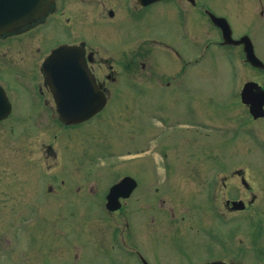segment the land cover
I'll return each instance as SVG.
<instances>
[{
    "label": "flooded vegetation",
    "instance_id": "1",
    "mask_svg": "<svg viewBox=\"0 0 264 264\" xmlns=\"http://www.w3.org/2000/svg\"><path fill=\"white\" fill-rule=\"evenodd\" d=\"M212 1L220 4L215 3L214 8ZM212 16L228 22L234 40L249 38L256 56L264 61V49L259 47V37L264 39V0H161L146 6L139 4L138 0H0V46L6 47L4 56L9 58L4 59L7 65L4 64V70L12 71V76L24 87L25 95L30 97L33 105H43L46 109V116L38 115L36 118L34 116V119L49 116L47 119H53L63 125L64 122L57 113L58 95L49 82V74L43 69L44 61L56 48L69 45L84 50L88 67L94 74L99 90L107 95L109 104L110 85L117 89L115 91H119L120 76L129 78L133 83H140L137 79L129 77L131 71L132 77L136 72V77L142 76L149 82H157L160 76L167 75L166 84L170 85L171 81L181 77L185 71L183 60L186 59V53L196 59L211 54V51H203L204 44L207 50H228L230 54L246 60L245 45L225 44L224 32L214 23ZM159 21L166 23L163 32L155 30V23ZM60 30L64 33H60ZM158 33L164 35H157ZM47 44L50 45L46 46ZM187 44L188 51L186 47L183 48V45ZM16 55H21L22 61L16 60ZM111 59L118 60L119 65H122L118 75L114 65L110 64ZM159 59L173 60V67L164 71L154 64V68L152 61L157 63ZM0 86L4 91L3 105L6 101L11 104V111L5 118L7 120L13 114L14 103L3 81H0ZM14 95H17V92ZM263 121L264 118L255 121L258 123V133L264 132ZM87 123L64 127L79 128ZM1 155L4 157V153ZM219 167L225 168L229 165L212 164L211 179L204 182L201 179L188 182L178 180L176 184H170L164 189L161 194L165 196L163 198L158 194L160 189H155L159 203L167 200L190 203L191 215L199 221V224L190 226L192 232L187 230L186 217L178 213L174 209L176 207H168V212L163 213L168 215L163 218L167 225L165 228L155 227L154 231L148 226H155L154 212L149 214L147 222L142 224V231L145 233L140 236L139 233L132 232L127 204L132 199L131 196L122 200L123 206L119 211L106 212L109 220L104 219V224H107L105 228L98 232L92 230L94 234L86 228L85 240L81 244V240L75 239L70 224L73 212L58 213L56 216L38 212L35 217L27 216L16 209L15 203L19 196H14L15 201L11 203L3 196L6 194L3 191L0 196V220L9 218L11 221L8 224L17 229L14 235L0 232V251L7 252L6 259L12 263L14 261L13 264H32L29 263L32 260L35 264H76L80 258V247L86 248L85 251L92 255L99 254L104 264H264V186H255L251 180L258 179V176L263 180L262 166H236L229 175L219 174V171H224ZM247 169L254 172L249 178L245 174ZM185 183L190 187L186 188ZM202 183L205 185L201 186ZM46 186L48 195L65 198L69 203L81 197V189L84 188L83 185H76L77 195L73 197L68 196V193L74 194V186H67L65 181H46ZM183 190L188 193L179 198L176 194ZM109 191L110 187L98 198L105 204V208ZM24 192L21 187L19 193ZM223 199L225 210L222 204H219ZM257 201L262 203V213L261 209L255 208ZM234 202L242 203L243 208H236ZM8 208H11L12 212L1 211ZM219 209L223 211L219 213ZM203 216L210 219L212 224L221 220L222 226H225L223 231L226 233L218 234L212 225L209 231L205 230L208 226L201 223ZM238 217L258 219L259 226L248 229L246 233L239 226L231 224L232 220ZM64 223L66 228L60 226ZM160 224L162 225L161 222ZM28 229L34 230L29 236L25 233ZM187 231L196 239H206L205 244L210 246V250L207 249L205 256L196 258L195 252L179 249L175 244H170L171 248L164 250L149 246L151 242L183 238ZM24 235L27 236L28 244H36V249L30 250V253L27 252V256L22 258V255L14 254L18 252L15 250L16 241L22 240ZM78 241L80 244H76ZM136 241H147L148 252Z\"/></svg>",
    "mask_w": 264,
    "mask_h": 264
},
{
    "label": "rangeland",
    "instance_id": "2",
    "mask_svg": "<svg viewBox=\"0 0 264 264\" xmlns=\"http://www.w3.org/2000/svg\"><path fill=\"white\" fill-rule=\"evenodd\" d=\"M212 2L215 8L217 2ZM165 22L169 25L167 20ZM165 22L155 23L156 32L165 30ZM60 33L64 32L60 30ZM259 39V47L264 49V39ZM183 48L188 51L189 45H183ZM5 49L0 46V81L4 82L14 103V111L11 118L0 122V196L5 191L3 196L11 203L15 201L14 196H19L15 203L16 209L27 216L35 217L38 212L48 216L73 212V220L69 221L75 239L81 240V244L85 240L86 228L94 234L92 230L98 232L107 226L104 219L109 220V217L98 198L124 176L134 177L139 185L127 204L130 228L141 236L145 233L142 224L154 212L155 226H148L154 231L155 227L167 226L163 218L168 215L163 213L168 212V207H176L174 209L186 217L187 230H190L191 225L199 224L198 219L191 215L188 201L167 200L159 203L156 188L160 189L158 194L161 195L167 186L176 184L178 180H210V165L217 161L229 165L219 167L224 169L219 174H232V170L236 169L234 167H243L244 164L255 165V168L262 166L264 174V139L261 138L264 132L256 133V123L240 101L243 84L255 80L264 85V75L259 76L260 73L245 65L235 54L212 48L209 49L211 54L197 60L186 53L185 71L170 85L165 81L167 75L160 76L159 81L153 83L142 76L136 77V72L132 77L131 71L130 78L147 85L133 83L129 78L120 76L119 91L110 85V102L102 114L79 128H67L53 119H47L49 116L34 119L48 113L43 105L38 107L31 103L24 87L14 79L10 69L4 70V59H9L4 56ZM16 60L22 61V56L16 55ZM152 62L164 71L173 67L171 59H159L158 65L155 60ZM110 64L114 65L118 75L122 65L116 59H111ZM15 92L17 95H14ZM177 168L182 171L176 172ZM253 173L250 169L245 171L248 178ZM166 176L172 177L168 183ZM54 180L74 186V194L68 193V196L73 197L77 195L76 185H83L82 196L69 203L65 198L48 195L46 181ZM251 180L255 186H264V177L262 181L260 176ZM204 185L202 183L201 186ZM185 186L190 187L187 183ZM21 187L25 190L24 194L19 193ZM184 191L176 195L183 197L188 193ZM224 202L223 199L219 204L225 210ZM255 208L261 209L262 213L260 201L255 203ZM1 211L12 212L11 208ZM222 211L219 209V213ZM9 221V218L0 220V232L14 235L17 228L11 227ZM202 222L203 226H208L205 230L209 231L212 225L218 234L226 233L221 220H218L219 225L212 224L210 219L203 216ZM231 224L247 233L252 227L258 228L259 220L238 217ZM60 226L67 227L66 223ZM190 231L183 238L176 237L175 241L168 238L169 241L151 242L149 246L164 250L170 249V244H175L179 249L192 250L196 258L205 256L207 249L210 250V246L205 244L206 239H196ZM32 232L34 230L28 229L25 233L29 236ZM27 236L16 241L15 250L18 252H15V256L17 254L25 258L30 250L36 249L35 243H27ZM11 239L13 244V237ZM136 242L148 252L147 241ZM76 244H80V241ZM80 248V258L76 264H104L99 254L92 255L85 251L86 248ZM6 257L7 252L0 251V264L14 263ZM29 263L36 262L32 260Z\"/></svg>",
    "mask_w": 264,
    "mask_h": 264
},
{
    "label": "water",
    "instance_id": "3",
    "mask_svg": "<svg viewBox=\"0 0 264 264\" xmlns=\"http://www.w3.org/2000/svg\"><path fill=\"white\" fill-rule=\"evenodd\" d=\"M159 0H139L147 5ZM219 26L228 27L225 20L215 19ZM229 37V39H227ZM227 40L232 41L230 34ZM244 42V41H241ZM82 52L78 48L61 47L55 50L44 64V69L50 73L53 90L59 94L58 112L68 124L88 120L101 112L106 105V96L97 91L94 77L84 65ZM248 61L253 65H261L254 56L252 48L248 51ZM4 93L0 89V119L5 118L9 112V105L5 103ZM241 100L248 105L254 118L264 116V90L256 83H247L242 92ZM137 182L130 177L124 178L111 188L107 207L111 211L118 210L121 197L128 198L136 188Z\"/></svg>",
    "mask_w": 264,
    "mask_h": 264
}]
</instances>
